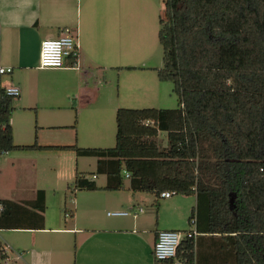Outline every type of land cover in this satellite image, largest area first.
<instances>
[{"label":"crops","instance_id":"crops-1","mask_svg":"<svg viewBox=\"0 0 264 264\" xmlns=\"http://www.w3.org/2000/svg\"><path fill=\"white\" fill-rule=\"evenodd\" d=\"M162 9V0H0V65L12 68L11 72L0 74V87L16 85L20 89V94L12 99L9 115L14 143L22 145L36 141L39 145L83 146L78 142L57 140L53 133L43 131L74 125L76 115L72 121L69 113L62 111L67 105L76 112L79 103L84 106L103 104L114 111L115 117L117 108L126 104H121L119 95H114L109 87L101 89L97 83H92L93 87L85 85L83 93L77 97L79 83L72 89L65 86L58 75L70 71L78 73L80 68L87 75L93 66H97V70L114 67L112 62L119 59L121 42H126L127 35H137L145 28L154 27ZM65 30L77 34L76 61L68 57L64 67L39 68L41 40L56 38ZM115 66L119 69L134 67ZM102 77L103 86H106L108 82ZM90 81L86 80V84ZM93 115V124H96L99 112ZM53 151L74 152L14 149L0 153V199L4 200L1 202L4 210L0 212V234L11 249L6 250V257L0 263L162 264L155 262L152 256L157 231L179 230L184 224L167 214L175 216L193 208V220H188L193 222L188 230L195 228L198 234L192 237V264H234L231 238L234 233L207 232L205 212L203 207L197 206L195 194L182 195L192 198L193 207H165L164 203H158L153 211H147L141 206L145 192L129 189V175H125V170L121 174L127 181L122 180L120 189L73 190L75 174L84 175L76 166L65 171L59 169L49 179H43L46 176L41 175L42 156L48 159ZM103 174L105 182L101 184L84 176L101 187L106 183V174ZM45 181L55 183L52 186L57 196L55 205L60 207L62 202L64 212H70V216L64 214L65 218L71 217L70 222L64 220L66 223H63L56 217L48 224ZM40 189L44 193L42 212L37 208ZM250 198L255 200L257 195L251 194ZM106 208L129 212L112 215L109 211L103 213ZM99 212L103 216H99ZM246 214L247 226L258 229L257 209L246 207L241 217L245 219ZM166 261L185 264L180 257Z\"/></svg>","mask_w":264,"mask_h":264},{"label":"trees","instance_id":"trees-1","mask_svg":"<svg viewBox=\"0 0 264 264\" xmlns=\"http://www.w3.org/2000/svg\"><path fill=\"white\" fill-rule=\"evenodd\" d=\"M162 2L157 77L172 82L176 107L117 108L111 147L17 145L9 123L13 97L0 87V153L59 149L95 156L105 185L76 173L73 190L120 189L125 170L129 189L152 193L155 208L161 191L195 194L207 232L234 233V264H264V233L253 234L264 232V0ZM159 131L166 132L164 147L156 141ZM43 198L40 189L41 212ZM246 207L257 209L258 229L247 226L248 213L241 217ZM192 250V238L183 239L176 257L192 264ZM5 257L0 253V259Z\"/></svg>","mask_w":264,"mask_h":264},{"label":"rangeland","instance_id":"rangeland-1","mask_svg":"<svg viewBox=\"0 0 264 264\" xmlns=\"http://www.w3.org/2000/svg\"><path fill=\"white\" fill-rule=\"evenodd\" d=\"M159 28L158 17L154 27L145 28L137 35H127L126 42H121V54L118 61L112 62L115 65L121 66H134L130 68L122 67H105V69H96L97 66H93L88 69L89 72H82L80 68L79 72L70 71L63 72L58 75L60 81L65 86H70L72 89L75 88L76 83L81 88L78 89L77 97H79L83 91L82 88L85 85L89 87L95 86L92 83H97L101 89L109 87L114 95H119V102L121 107H161V108H174L177 106V95L172 90V82L169 80H160L157 77V69L162 66V47L158 41L157 32ZM84 74V75H83ZM108 82L104 85V78ZM92 80L91 83L86 84V80ZM67 104V103H64ZM69 104V103H68ZM96 104V103H95ZM82 105L79 103L76 112L69 105L62 111L69 113V118L74 120L76 115V122L74 127H64L55 129H46L43 132L53 133L57 140H67L69 143L78 142L79 145L83 146H101L111 147L115 142V117L114 111L107 108V106L101 105ZM93 112H99L96 124H93ZM64 117V116H63ZM156 141L159 146L164 147L167 144L166 132L159 131L156 136ZM59 150V149H57ZM69 151V150H68ZM49 158L42 156L41 175L44 174L49 179L53 176L57 170L60 169L70 170L75 166L79 172H83L86 177L94 179L97 183L101 184L105 182V175L97 172L95 162V156H75L74 152L67 151H53L50 152ZM1 158V155H0ZM92 174L95 177H92ZM123 182L126 183L127 178L123 176ZM62 183V181H61ZM44 186H47V205L45 207V214L48 220V224L51 220L59 217L63 220V223L70 222L71 217H64V208L61 207L63 204L56 207V194L52 190L54 182L45 181ZM50 186V187H49ZM62 186V185H61ZM144 202L141 203L142 207H145L147 211H153L154 206V195L150 192H145ZM71 198V197H70ZM159 204L164 203L165 207H193L192 198L182 196L181 194H173L167 198H158ZM111 208H106V211H112ZM121 210V209H120ZM103 213L99 212V216H103ZM165 214V213H164ZM189 211H183L181 214L175 216L168 215L169 218H173L175 221H179L184 225L179 229L181 231L188 230L192 224L188 220ZM116 217V216H112ZM81 219V217H80ZM11 251V249H9Z\"/></svg>","mask_w":264,"mask_h":264},{"label":"built area","instance_id":"built-area-1","mask_svg":"<svg viewBox=\"0 0 264 264\" xmlns=\"http://www.w3.org/2000/svg\"><path fill=\"white\" fill-rule=\"evenodd\" d=\"M79 52V43L77 39V34L65 30L60 36L56 38H45L41 40L39 45V56H38V67L39 68H61L64 67L65 59L71 57L76 61ZM11 66L0 65V74L11 72ZM4 93L17 97L20 94V89L16 85H8L3 87ZM4 152V151H2ZM1 152V153H2ZM125 175L128 176L129 173L124 171ZM95 175H93L94 177ZM174 194V191L164 190L158 195L160 198H167ZM3 206L0 203V212ZM129 211L125 210H114L108 212L112 215H125ZM65 216H70L69 211L64 212ZM193 220V219H191ZM193 222V221H191ZM2 228L0 227V232ZM198 234L195 228L186 231H179L174 229H161L157 231L156 238L152 247V256L155 261H166L170 259L176 260V250L179 243L183 239L192 238L194 235ZM10 249L6 245L0 234V253H6V250ZM4 259H0L2 262ZM174 264H180L175 261Z\"/></svg>","mask_w":264,"mask_h":264}]
</instances>
